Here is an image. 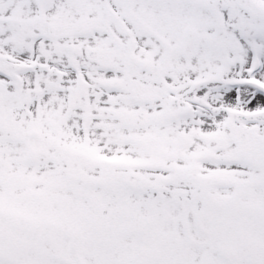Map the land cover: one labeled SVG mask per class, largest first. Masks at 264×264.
I'll return each instance as SVG.
<instances>
[{
    "label": "snow or ice",
    "instance_id": "6c2138e0",
    "mask_svg": "<svg viewBox=\"0 0 264 264\" xmlns=\"http://www.w3.org/2000/svg\"><path fill=\"white\" fill-rule=\"evenodd\" d=\"M0 264H264V0H0Z\"/></svg>",
    "mask_w": 264,
    "mask_h": 264
}]
</instances>
